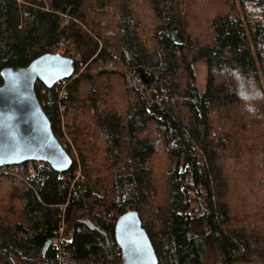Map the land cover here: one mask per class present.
Masks as SVG:
<instances>
[{
    "label": "trees",
    "instance_id": "16d2710c",
    "mask_svg": "<svg viewBox=\"0 0 264 264\" xmlns=\"http://www.w3.org/2000/svg\"><path fill=\"white\" fill-rule=\"evenodd\" d=\"M196 2L0 0V72L52 52L62 38L75 61L70 78L36 84L73 164L64 172L39 161L0 167V264H121L115 224L129 209L159 264H207L208 247L219 264H264V225L233 227L222 159L237 153L240 168L256 153L246 181L264 196V0H200L207 12L193 20ZM114 67L120 98L113 83H98ZM160 156L165 203L154 206ZM194 202L204 206L198 217ZM62 229L70 238L43 257Z\"/></svg>",
    "mask_w": 264,
    "mask_h": 264
},
{
    "label": "water",
    "instance_id": "95a60500",
    "mask_svg": "<svg viewBox=\"0 0 264 264\" xmlns=\"http://www.w3.org/2000/svg\"><path fill=\"white\" fill-rule=\"evenodd\" d=\"M75 72V61L60 53L46 52L28 65L1 69L0 82V167L29 161L48 163L58 172L67 171L73 159L53 132L51 121L40 103L36 84L53 87ZM138 79L150 83L143 71ZM187 169L186 161L181 173ZM115 239L121 249V264H159L156 251L142 225L139 213L129 209L115 224ZM49 240L42 252L46 255Z\"/></svg>",
    "mask_w": 264,
    "mask_h": 264
},
{
    "label": "rangeland",
    "instance_id": "374dc122",
    "mask_svg": "<svg viewBox=\"0 0 264 264\" xmlns=\"http://www.w3.org/2000/svg\"><path fill=\"white\" fill-rule=\"evenodd\" d=\"M137 4L140 5L139 2ZM193 7L194 8L197 7L198 9L197 16L193 18V20L200 19V17L202 15L204 16L207 12V10H204V6H202L200 0H197V2L194 3ZM142 13L145 14V12H142ZM147 14L149 18V14H150L149 11H147ZM171 32L174 36H177V33L175 30H172ZM201 36L202 38L200 39H203L205 37V34H202ZM67 46H68V43L64 46V48L67 49L66 48ZM71 49L74 50L72 45H71ZM64 55L66 54L64 53ZM112 70L114 74H112L111 72L107 73V76H106L107 78L106 77L100 78L98 80V83L100 87H105L107 83L111 85L113 83L114 86L117 87L116 91L118 93V98H120L121 93H120V88L118 87L121 85L120 78L114 75H115V72L121 71V70L120 68H115V67ZM194 70L196 73L197 84L199 86V89L201 91H204L205 86H206V78H207V69H206L205 61L199 60L195 62ZM94 72L96 73L98 71H94ZM103 92H106V91H103ZM71 149L74 151L75 147L72 146ZM228 155L227 157L224 155L225 157L223 156L222 159L224 160V162L226 161L225 162V167H226L225 173L227 175L226 178L230 185L229 192H228L229 197L227 201L229 203L231 214H232V222L234 224L233 227L234 226L240 227L239 222H241V220H243L244 222L247 220L248 223H250V220H252L254 222L253 224H257L259 226L264 225V196L262 197L254 196L253 195L254 192H252V190L250 189V186L247 185V181H246V178L249 177V173L251 171L249 170V167L252 166V162H254V160L256 159L257 154L254 153L251 156H249L248 154L247 161H246L247 164L246 163L240 164V168L237 164L238 162L242 160V157L240 158L239 155L237 157V153H234V152H232V154H230L229 156ZM163 160L164 158L160 156L158 161L155 163V167L158 170V174L155 175V180L158 186L157 187L158 194L156 198H154L153 200L151 199V202L154 206H161L165 203L163 187H164V183L166 181L167 176H166V172H164V168H166L165 166L166 160L165 161ZM259 177L260 175L259 173H257V175L255 176V179L249 181V183H254L256 180L259 179ZM255 188H257L256 190H258V187H255ZM261 192L264 195V190H262ZM203 208L204 206H202L201 203L194 202L192 203L190 210L193 216L198 217L202 215ZM251 226L253 225H246L248 229H252ZM201 231L202 233H204L207 231V229L205 227H202ZM205 261L207 264H219L218 254L216 253L214 249L208 247L206 254H205Z\"/></svg>",
    "mask_w": 264,
    "mask_h": 264
},
{
    "label": "bare ground",
    "instance_id": "6f19581e",
    "mask_svg": "<svg viewBox=\"0 0 264 264\" xmlns=\"http://www.w3.org/2000/svg\"><path fill=\"white\" fill-rule=\"evenodd\" d=\"M67 44V41L65 38L62 39L61 42H58L53 48L57 49L60 51V53H62V55H64V53L66 54L65 56L72 58L71 56L67 55V51L64 48V46ZM64 49V50H62ZM73 59V58H72ZM74 60V59H73ZM75 73V72H74ZM73 76V75H72ZM67 79V78H66ZM64 80V79H63ZM139 80V79H138ZM65 229V228H64ZM70 237L69 236H65L64 230H60L58 235L53 238L51 240V245H58V243H62V242H66ZM153 245V244H152Z\"/></svg>",
    "mask_w": 264,
    "mask_h": 264
},
{
    "label": "built area",
    "instance_id": "2783aa9c",
    "mask_svg": "<svg viewBox=\"0 0 264 264\" xmlns=\"http://www.w3.org/2000/svg\"><path fill=\"white\" fill-rule=\"evenodd\" d=\"M62 39L59 42H61ZM52 52H54V53H60L59 50L54 49V48H53V51ZM60 54H62V53H60ZM39 163H40L39 164L40 166H43V164H44V162H39ZM12 167H13L12 165H9V166H5V167H2V168H4L3 170H4L5 173H9V172H11V169H13V168H16L17 169V167H13V168Z\"/></svg>",
    "mask_w": 264,
    "mask_h": 264
}]
</instances>
